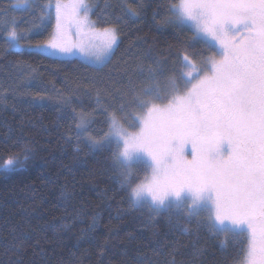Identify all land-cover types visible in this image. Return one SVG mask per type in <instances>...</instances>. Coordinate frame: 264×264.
<instances>
[{"label": "trees", "instance_id": "obj_1", "mask_svg": "<svg viewBox=\"0 0 264 264\" xmlns=\"http://www.w3.org/2000/svg\"><path fill=\"white\" fill-rule=\"evenodd\" d=\"M177 2L88 0L97 27L118 28L111 58L93 67L31 48L52 34L54 7L44 16L49 0H30L27 10L14 0H0V156L6 159L25 144L33 150L23 169L0 168V264L238 261L243 236L197 229L180 209L155 214L147 207H131L115 178L111 152L90 150L74 131L81 112L93 117L92 135L107 131L108 113L123 116L127 126L139 112L133 93L148 83L141 70L155 66V60L161 61L163 72L153 86L164 90L171 86L170 78L186 71L180 63L184 54L196 62L212 55L204 44L192 41L188 25L163 23L169 6ZM127 8L139 11V18L126 15ZM6 21H15L26 34L15 49L4 43ZM38 93L44 96L42 103L34 100ZM62 97L70 103L62 105Z\"/></svg>", "mask_w": 264, "mask_h": 264}, {"label": "snow or ice", "instance_id": "obj_2", "mask_svg": "<svg viewBox=\"0 0 264 264\" xmlns=\"http://www.w3.org/2000/svg\"><path fill=\"white\" fill-rule=\"evenodd\" d=\"M16 7L27 10L30 0H18ZM52 7L54 31L37 49L52 56L77 49L93 67L111 58L118 28L97 29L88 0H55L54 5L49 0L45 17ZM125 12L139 18L137 10ZM169 13L163 23L191 25L192 41L212 55L196 62L184 54L180 63L186 71L170 78L164 90L153 86L163 72L155 60V66L141 70L148 83L133 93L139 108L134 119L125 126L123 116L108 113L107 131L92 135L93 117L81 112L77 139L90 150L111 152L115 178L131 207L155 214L180 209L197 229L244 237L234 264H264V0H179ZM4 26L7 48L19 47L26 34L15 21ZM73 26L75 41L69 39ZM34 100L42 103L44 96L38 93ZM60 103L68 105L70 99L62 97ZM124 107L121 103L120 111ZM32 151L25 144L6 159L0 156V168L23 169Z\"/></svg>", "mask_w": 264, "mask_h": 264}, {"label": "rangeland", "instance_id": "obj_3", "mask_svg": "<svg viewBox=\"0 0 264 264\" xmlns=\"http://www.w3.org/2000/svg\"><path fill=\"white\" fill-rule=\"evenodd\" d=\"M17 2H18V0H14V4L15 5H17ZM177 3H179V0H178V2ZM176 3V4H177ZM53 15H54V27H55V23H56V21H55V9L53 8ZM89 16H90V14H89ZM90 19H91V17H90ZM92 20V19H91ZM94 23V22H93ZM94 26L97 28V29H100V30H102L103 28H100V27H97L96 26V24L94 23ZM189 27H191V25H188ZM110 27H112V26H110ZM105 28V27H104ZM191 29H192V27H191ZM53 31H54V28H53ZM53 31H52V33H53ZM118 36V35H117ZM69 39L70 40H72V41H75L76 39H77V37H76V30H75V27L73 26V28L71 29V31H70V33H69ZM36 46V45H35ZM35 46H32L31 48L32 49H35V50H38V51H40V52H42L40 49H37ZM114 48H115V46H114ZM49 51H51V50H49ZM42 53H45V52H42ZM45 54H47V53H45ZM47 55H50V54H47ZM52 56V55H51ZM53 57H58V58H78V59H80V60H82V61H84V62H86V63H88V64H90L91 65V63L84 57V56H82L80 53H79V51L77 50V49H73V53L72 54H60V55H58V56H53ZM126 126V125H125ZM140 174H142V177H143V175H144V173H143V171H141L140 172ZM141 177V178H142Z\"/></svg>", "mask_w": 264, "mask_h": 264}]
</instances>
